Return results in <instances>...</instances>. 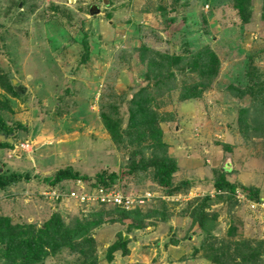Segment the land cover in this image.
<instances>
[{
    "label": "rangeland",
    "instance_id": "obj_1",
    "mask_svg": "<svg viewBox=\"0 0 264 264\" xmlns=\"http://www.w3.org/2000/svg\"><path fill=\"white\" fill-rule=\"evenodd\" d=\"M247 17L232 0H0V114L27 129L0 141L10 145L0 149V175L22 177L0 190V221L40 227L55 213L66 224L94 213L69 193L89 191L102 172L122 176L131 164L166 159L178 168L173 185H194L186 196L163 198L169 221L151 218L149 227L128 234L131 220L108 223L105 217L93 228L94 246L84 247L86 255L67 247L39 264H205L190 258L202 238L178 216L183 204L207 192L214 198L213 176L226 165L230 180L264 195V137L239 132V112L255 101L259 110L248 113L264 126V0H252ZM207 50L218 62L217 78L196 99L182 102L197 79L196 53ZM165 56L179 60L161 68ZM12 80L26 88L23 96L11 94ZM251 82L263 88L240 96ZM67 167L86 179L67 185L69 193L58 192L49 182ZM151 172L148 167L123 177L129 195L160 197ZM228 207L224 202L209 209L217 212L218 239L233 218L242 222L237 228L244 238L264 239L262 216L241 207L231 216ZM119 233L130 241L129 255L114 254L110 263L106 253ZM183 238L181 246L164 248Z\"/></svg>",
    "mask_w": 264,
    "mask_h": 264
},
{
    "label": "trees",
    "instance_id": "obj_2",
    "mask_svg": "<svg viewBox=\"0 0 264 264\" xmlns=\"http://www.w3.org/2000/svg\"><path fill=\"white\" fill-rule=\"evenodd\" d=\"M107 1V0H106ZM243 20L248 18L252 11V0H232ZM87 48V47H86ZM199 59L198 66L193 72L196 73L197 79L194 80L193 84L187 87V90L183 91L181 95V101H190L193 98L196 99L198 95L203 91L210 89L211 83L214 78H217L218 62L215 59V54L210 51H201L196 53ZM165 56L161 58L159 67L161 68H172L177 62L178 58ZM166 65V66H165ZM191 67H189L190 69ZM168 71V70H167ZM172 73V72H171ZM155 78H162V75H158ZM158 80V79H157ZM161 79L158 81L160 84ZM184 84V83H183ZM262 85V84H261ZM7 88L10 90L12 95L15 94L10 82L7 84ZM232 90H236L234 87H229ZM260 88L256 83L251 82V86L246 88V91L242 92V95L255 96L257 95ZM256 102V101H255ZM248 108H244L243 112L239 114L244 117L241 121V128L239 132L242 133L244 138H250V134L253 136L264 137V126L258 127L257 122L253 115L259 109L256 108L254 103ZM264 110V105L261 107ZM252 110V112H251ZM248 119V120H247ZM107 127L111 129V125L107 122ZM18 130H26V127L20 123L9 124L7 123L2 115L0 114V132L3 137L7 140L11 137V134H16ZM152 133V132H151ZM153 134V133H152ZM15 138V137H14ZM8 143H0V149L8 147ZM10 146V145H9ZM151 165V164H150ZM129 171L122 172V176L118 173L111 172L107 174L102 172L97 175L96 180L89 185V191L96 189H104L106 191L114 190L117 185L120 184L116 190H120L122 194L129 195L127 191V183L121 182L124 176H137L138 171H145L148 167L153 168V173L150 176L151 181L156 184L157 189L160 191V197H154L146 201L143 205H138L134 209L126 211L122 208L105 206V205H91L96 211H91L88 215L74 216L70 219L69 223L66 224L64 216L59 213H55L48 221L44 222L40 227L28 223H16L12 224L11 219L6 217L0 221V264H3L6 260L9 263H14L15 260H20L21 263L26 264H39L43 258L56 255L55 252L58 249L70 248L72 253L83 252L84 247L90 248L94 246V240L90 234L93 228L105 224L107 217L108 223H123L125 220H131L128 224V234H133L138 230H144L152 224L148 220L151 218H158L164 222H167L172 217L169 214V204L163 200V198L174 199L178 196H186L190 189L194 186L190 181H183L178 183L176 186L173 185L172 179L174 174L177 173L178 168L174 162L166 161V159L157 160L153 163V166L149 165H129ZM231 170L228 165L217 171L213 176V182L211 191L216 195L214 198H210L208 192L203 198H197L190 202L184 203V208L180 211L178 216L180 219H185L188 222L187 230L197 229L200 231L202 240H199L198 247H193L195 250L192 252L190 258L197 259L199 262L205 264H264V239L250 238L246 239L238 231V226L242 224H236L234 218L229 224V228L225 232L224 236L218 239L215 235L217 230V212L209 213V209L213 205L220 203H227V213L233 216V212L237 207L247 209V203H239L236 199V193L240 191L247 201L260 202L264 195L261 190L257 188L245 187L236 183V181L230 180L228 177ZM135 174V175H134ZM22 177L18 174H1L0 175V190L5 191L9 186L19 182ZM86 179L82 178L78 173L74 172L71 167L60 169L56 172L55 176L52 177L50 184L53 185L54 189L57 188L58 192L69 193L70 190H66L67 185L74 184L78 180ZM120 181V182H117ZM76 191V190H75ZM147 191V190H146ZM142 192L141 194L145 193ZM149 191V190H148ZM152 192V191H151ZM147 193V192H146ZM220 193V194H217ZM153 195V194H152ZM214 199V200H213ZM174 207L179 205V202H172ZM87 205L83 206L86 207ZM88 209V208H87ZM252 214H259L251 212ZM147 221V222H146ZM240 222V221H239ZM118 238L115 242L110 245L106 253V259L111 263L113 261L114 254L120 253L123 257L129 255V240H124L126 234L119 233ZM182 241L187 239H174L169 240L165 243V249L168 246L179 247ZM77 242V243H76ZM190 243V242H188ZM193 245V244H192ZM91 249H89L90 251ZM84 255H86L84 251ZM182 262V258H180ZM193 262V261H192ZM183 263V262H182ZM189 263V261H187ZM197 263V261H195ZM172 264V261L169 262Z\"/></svg>",
    "mask_w": 264,
    "mask_h": 264
},
{
    "label": "built area",
    "instance_id": "obj_3",
    "mask_svg": "<svg viewBox=\"0 0 264 264\" xmlns=\"http://www.w3.org/2000/svg\"><path fill=\"white\" fill-rule=\"evenodd\" d=\"M68 197L71 200L79 201L80 204L112 206L122 208L126 211L132 210L138 205H143L149 198H152L149 193L135 197L133 195H124L119 190L106 191L104 189L92 191L81 190L80 193L72 191ZM236 199L239 203H247L249 210L258 213L264 220V199L260 202L247 201L239 191L236 193Z\"/></svg>",
    "mask_w": 264,
    "mask_h": 264
},
{
    "label": "water",
    "instance_id": "obj_4",
    "mask_svg": "<svg viewBox=\"0 0 264 264\" xmlns=\"http://www.w3.org/2000/svg\"><path fill=\"white\" fill-rule=\"evenodd\" d=\"M12 87L14 92L19 96H23L26 93V88L23 85H19L16 80H12ZM0 141H5V138L1 137ZM126 238L127 237H125L124 240Z\"/></svg>",
    "mask_w": 264,
    "mask_h": 264
},
{
    "label": "clouds",
    "instance_id": "obj_5",
    "mask_svg": "<svg viewBox=\"0 0 264 264\" xmlns=\"http://www.w3.org/2000/svg\"><path fill=\"white\" fill-rule=\"evenodd\" d=\"M240 192V191H239ZM148 193V192H147ZM141 206V205H140Z\"/></svg>",
    "mask_w": 264,
    "mask_h": 264
}]
</instances>
